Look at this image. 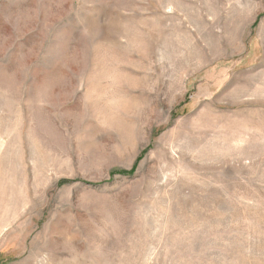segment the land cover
I'll return each instance as SVG.
<instances>
[{
    "label": "rangeland",
    "instance_id": "rangeland-1",
    "mask_svg": "<svg viewBox=\"0 0 264 264\" xmlns=\"http://www.w3.org/2000/svg\"><path fill=\"white\" fill-rule=\"evenodd\" d=\"M0 264H264V0H0Z\"/></svg>",
    "mask_w": 264,
    "mask_h": 264
}]
</instances>
